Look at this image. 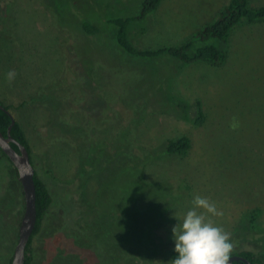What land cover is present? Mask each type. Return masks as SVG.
I'll use <instances>...</instances> for the list:
<instances>
[{"label":"rangeland","instance_id":"rangeland-1","mask_svg":"<svg viewBox=\"0 0 264 264\" xmlns=\"http://www.w3.org/2000/svg\"><path fill=\"white\" fill-rule=\"evenodd\" d=\"M229 1L163 0L130 24L129 40L139 51L180 46ZM141 2L0 0V102L25 132L53 199L29 264H172L174 213L182 219L194 195L222 213L208 218L230 234L231 255L249 251L264 264V21L240 24L225 42H194L192 54L208 45L227 50L222 66L143 58L117 47L107 24L137 16ZM84 21L98 32L87 33ZM183 136L189 151L166 155L164 143ZM127 162L149 185L165 186L162 205L144 221V198L126 205L135 182ZM24 204L0 151V264H11ZM126 207L136 217L130 230Z\"/></svg>","mask_w":264,"mask_h":264},{"label":"trees","instance_id":"trees-1","mask_svg":"<svg viewBox=\"0 0 264 264\" xmlns=\"http://www.w3.org/2000/svg\"><path fill=\"white\" fill-rule=\"evenodd\" d=\"M162 1L163 0H142L140 5V10L137 16L129 17V18L117 17L107 20V24L110 25V29L112 28L114 29L113 30L114 40L117 47L119 46L121 49H123L129 54L137 55L143 58L155 59L161 57L162 55H168L172 58L179 60L183 64H192L196 62H210L213 65L222 66L226 63L228 59L227 50L214 45H208L198 48L197 51L194 54H192L191 50L193 48L194 42L198 39L205 40L209 38H214V39H218L219 41L225 42L229 39L231 33L240 24L245 22L255 23V22L264 21V6L250 7L248 0H230L229 3L220 13L218 19L213 23L203 27L201 30H199L193 37V40L188 41L180 46L163 47L155 51H139L133 46V44L129 40L128 32H129L130 24L133 21H142L146 19L149 14L155 12L158 9ZM82 26L83 29L89 34H95L98 32V28L92 25L88 21H84ZM168 96L171 99L173 97L170 96L169 93L168 95H166L167 98H165L166 101L164 102L166 105H168V100H167ZM178 105L179 107H182L186 112L188 106L185 103L179 100ZM5 107L6 109H9L8 106ZM197 107H198V116L195 122L196 124H201L205 120V115L202 110L200 102H197ZM184 118H187V116H184ZM11 123H12L11 116L4 111H0V130L4 134V136H7V130L8 127L11 125ZM11 135L14 139H16L18 142H20L28 149L31 156L32 164L35 168L33 155L26 134L23 131L21 125L17 121L12 126ZM12 146L16 150H19L15 144H13ZM190 148H191V141L187 136L169 139L164 143V149L166 155H172V156L184 155L189 151ZM2 154L4 155L3 152ZM87 163H89V161H87ZM127 163L128 165L126 167V170L127 171L129 170L133 174V180H135V182L131 183V187L127 192V194H130L129 196L130 198H128L126 205L129 206V203H134L135 200L138 199L140 200L141 198H144V200L141 201L142 207L144 208L142 209V207H140L141 209L138 211L139 214L143 215V218L142 217L140 218L144 221V218L148 219L147 218L149 217L148 214L152 213L153 210L154 211L155 209L156 211L158 210V205H162L161 203H159L161 202L159 198L163 195V189L165 186L164 187L159 186V188L158 187L156 188L153 185H149L146 182L145 177L141 172H138V174H136L135 176L136 162L135 165L129 164V162ZM16 174L18 175L17 171ZM35 184H36V194H37L36 207H37L38 221L34 235L32 236L28 244V248L32 242L33 237L40 232L44 217L53 202L52 196L50 194V191L46 183L38 177L37 173H35ZM86 185H87V181L85 183V186ZM149 191L155 192L152 197H148V194H150ZM126 211H127V217L128 219H130L129 220L130 225L128 227V230H130L132 228H135L134 220L136 219V217L134 213L130 214V211L127 207H126ZM144 233L145 235L141 239V242L145 247L148 248L149 244L153 241V239L148 231L144 230ZM127 235H132V233H127ZM233 255L243 256L248 260H250L252 264L256 263L253 253L249 251L232 254L231 256ZM174 256L175 253L171 255V258L173 259ZM29 262L30 259L29 257H27V252H26L25 264H29ZM233 264H245V263L234 262Z\"/></svg>","mask_w":264,"mask_h":264},{"label":"clouds","instance_id":"clouds-1","mask_svg":"<svg viewBox=\"0 0 264 264\" xmlns=\"http://www.w3.org/2000/svg\"><path fill=\"white\" fill-rule=\"evenodd\" d=\"M16 76L9 71L6 79L10 82ZM192 207L172 228L175 256L172 264H230L233 244L230 234L217 226L209 216L222 213L207 198L194 195ZM203 210V211H198Z\"/></svg>","mask_w":264,"mask_h":264},{"label":"water","instance_id":"water-1","mask_svg":"<svg viewBox=\"0 0 264 264\" xmlns=\"http://www.w3.org/2000/svg\"><path fill=\"white\" fill-rule=\"evenodd\" d=\"M0 111L8 113L12 118V124L8 129L7 136H4L0 130V149L11 161L18 173V177L22 185L25 203L24 212L18 231V241L15 246L11 264H25L28 244L34 235L38 221L36 207L37 194L35 184L36 172L28 149L16 139H14L11 135V129L16 120L2 103H0ZM13 144L18 147V151L12 146ZM234 262L252 264L250 260L239 255L231 256L230 264H233Z\"/></svg>","mask_w":264,"mask_h":264},{"label":"flooded vegetation","instance_id":"flooded-vegetation-1","mask_svg":"<svg viewBox=\"0 0 264 264\" xmlns=\"http://www.w3.org/2000/svg\"><path fill=\"white\" fill-rule=\"evenodd\" d=\"M7 110L9 111V109H7ZM7 114H8V113H7ZM8 115H9V114H8ZM11 124H12V123H11ZM10 126H11V125H10ZM10 126H9V127H10ZM9 127H8V129H9ZM7 133H8V130H7ZM17 151H18V150H17ZM4 155H5V154H4ZM5 159L8 160V161H10V160L7 158L6 155H5ZM10 162H11V161H10ZM12 165H13V164H12Z\"/></svg>","mask_w":264,"mask_h":264}]
</instances>
